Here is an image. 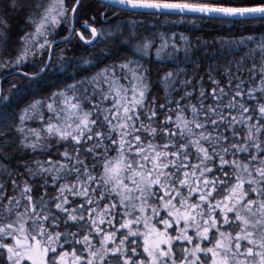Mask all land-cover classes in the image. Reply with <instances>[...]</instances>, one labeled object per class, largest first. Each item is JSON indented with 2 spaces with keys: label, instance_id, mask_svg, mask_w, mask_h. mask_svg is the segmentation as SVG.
Wrapping results in <instances>:
<instances>
[{
  "label": "snow or ice",
  "instance_id": "1",
  "mask_svg": "<svg viewBox=\"0 0 264 264\" xmlns=\"http://www.w3.org/2000/svg\"><path fill=\"white\" fill-rule=\"evenodd\" d=\"M0 264H264V0H0Z\"/></svg>",
  "mask_w": 264,
  "mask_h": 264
},
{
  "label": "trees",
  "instance_id": "2",
  "mask_svg": "<svg viewBox=\"0 0 264 264\" xmlns=\"http://www.w3.org/2000/svg\"><path fill=\"white\" fill-rule=\"evenodd\" d=\"M125 19H128L127 17H125ZM137 21L141 22L139 23L138 27L140 28L141 31L145 30V29H151L153 26H157L158 28H163L166 25H168V28H175L176 31H182L184 30V26L181 25H176V26H172L168 21H165L163 19H156L153 17H136ZM257 28L259 26H256ZM15 30L13 32V35L15 36ZM187 34H191V33H187ZM196 36H199L201 38H203L204 40H208L209 42L212 41V39L216 36V29L214 27H204L202 30H199L195 33ZM71 47V46H69ZM59 51V49H57V52ZM74 57H79V56H87L88 52H85L83 49H77L74 54H70ZM55 67V66H54Z\"/></svg>",
  "mask_w": 264,
  "mask_h": 264
},
{
  "label": "rangeland",
  "instance_id": "3",
  "mask_svg": "<svg viewBox=\"0 0 264 264\" xmlns=\"http://www.w3.org/2000/svg\"><path fill=\"white\" fill-rule=\"evenodd\" d=\"M168 25H166V27H167Z\"/></svg>",
  "mask_w": 264,
  "mask_h": 264
}]
</instances>
